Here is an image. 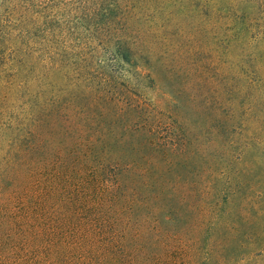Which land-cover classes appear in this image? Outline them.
I'll list each match as a JSON object with an SVG mask.
<instances>
[{
    "label": "trees",
    "instance_id": "obj_1",
    "mask_svg": "<svg viewBox=\"0 0 264 264\" xmlns=\"http://www.w3.org/2000/svg\"><path fill=\"white\" fill-rule=\"evenodd\" d=\"M151 1L158 99L130 86L157 70L132 39L148 1L96 0L82 46L33 27L48 56L14 91L0 264H225L253 235L264 251V224L234 208L250 202L246 151L264 152V0Z\"/></svg>",
    "mask_w": 264,
    "mask_h": 264
},
{
    "label": "rangeland",
    "instance_id": "obj_2",
    "mask_svg": "<svg viewBox=\"0 0 264 264\" xmlns=\"http://www.w3.org/2000/svg\"><path fill=\"white\" fill-rule=\"evenodd\" d=\"M147 1L151 16L144 22L145 24H140L139 27H137L139 23L135 24L134 27L136 28L133 29L135 32L132 39L137 42L138 47L147 46L152 49V54L150 52L148 57H154L151 64L154 61L157 70L152 68L154 71L152 73L153 83L142 78L138 81L132 80L130 86H135L134 88L140 93L158 99V1L145 0V2ZM95 2L96 0H0V177H2L3 167L11 165L14 158L15 150L12 139L19 111V105L13 102L14 91H18V84L22 83L23 80L25 81V90L29 89L28 84L31 77L29 57H39L41 60L42 57L48 56L47 53H39L41 43L36 46L37 39L34 36L35 29L33 27L36 22H42V29H64V31H59L61 36L58 44L68 47L71 45L82 46L85 43L84 39L78 32L73 31L79 27L78 17L83 12H92ZM167 30L172 31L171 27ZM144 37H146L145 40H143ZM52 43L50 42V44ZM50 49L48 47L47 50ZM89 51V48L80 49V53L76 54V57H90ZM66 52L67 54L71 53L69 48L64 50V54ZM72 56L69 55L68 57ZM19 60L24 61V65L26 64L24 66L26 74L23 78L16 76L13 71L16 62ZM31 68L33 71L34 67ZM143 69L144 73L151 70L150 66ZM137 82L139 83L138 86H136ZM19 101L22 102L23 100ZM25 101L21 104L27 103ZM257 152L256 149H248L243 159L247 176L252 185L248 191L249 205L242 207V204L238 202L236 204V200L234 208L241 209V214L248 219L257 220L264 224V152L262 149L261 152L263 153ZM262 191V199H260L261 197L257 198L258 192ZM256 243L254 235L252 239L243 238V250L230 254L231 257L225 258L223 261L225 264H264V251L261 255H253L259 247V245H255Z\"/></svg>",
    "mask_w": 264,
    "mask_h": 264
}]
</instances>
